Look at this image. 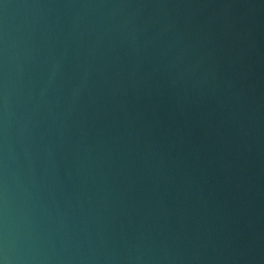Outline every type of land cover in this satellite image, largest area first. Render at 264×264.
<instances>
[{"label":"water","instance_id":"95a60500","mask_svg":"<svg viewBox=\"0 0 264 264\" xmlns=\"http://www.w3.org/2000/svg\"><path fill=\"white\" fill-rule=\"evenodd\" d=\"M0 264H264V0H0Z\"/></svg>","mask_w":264,"mask_h":264}]
</instances>
